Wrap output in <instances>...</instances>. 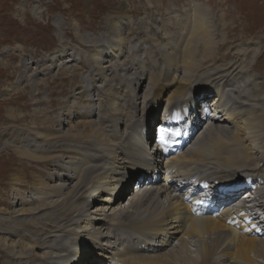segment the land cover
Wrapping results in <instances>:
<instances>
[{"label":"bare ground","instance_id":"bare-ground-1","mask_svg":"<svg viewBox=\"0 0 264 264\" xmlns=\"http://www.w3.org/2000/svg\"><path fill=\"white\" fill-rule=\"evenodd\" d=\"M147 2L150 4L149 0ZM212 2L207 0V5H202L187 0L183 21L176 22L179 32L167 34L165 29L170 21L164 24L163 20H157L156 28L162 31L150 33L156 35L154 44L161 52L154 50V55L146 47V52L150 53L147 61L153 63L155 69L163 61L165 70L149 71L144 78L142 74L148 69L134 73L136 76L142 72L139 78L133 77L135 88L144 90L141 102L130 93L119 98L114 92L107 112L101 113L102 106L94 105V94L92 96L85 76L77 81L78 85L69 84L78 77V68L73 65L70 70L76 56L69 54L71 59L66 56L58 72L65 77H61L62 82L57 85L59 90L67 85L72 93L70 105H65L66 118L62 119L63 113L59 110L53 112L51 127L55 131H50V126L40 130L36 125L51 119L37 112L38 118L34 115L31 122L35 139L23 138L19 131L14 135L17 144L10 147L19 159L50 161L53 169L48 180L59 182L50 184L40 175H31L34 178L31 184L37 188L32 196L36 204L21 209V214L30 215L29 218L0 215V234L6 236H0V257H5L0 258L1 264H264V232L260 235L264 230V221H261L264 220V48L259 53L248 50L233 53L227 47L233 29L239 24L253 31L259 22L250 19L240 22L238 17L226 22L228 14L235 12V8H230L217 16L216 25L211 13ZM114 10L117 14L107 17L115 30L112 43L107 46L109 58L130 52L126 33L133 31L138 37L142 32L135 26L131 27L132 31L120 26L117 16L130 17L125 0L114 6ZM91 11L90 16L94 13ZM62 37L58 36L60 42ZM93 39L99 43L105 36L96 35ZM93 39L79 37L77 41L82 44ZM60 42V46L67 47L64 41ZM138 49L142 47L134 43L133 59L127 65L115 62L105 68L101 63L108 60L100 56L101 52L91 48L89 54L96 74L105 78L117 69L142 67L144 60L138 57ZM159 54L161 56L156 57ZM220 59L229 61L218 63ZM99 88L95 87L100 93ZM149 96H153L157 104L164 101L168 107L185 100L179 116L181 122L186 121L185 125H178L175 118L170 124L181 127L180 134H186L191 126L195 133L204 127L188 147L171 151L167 146L165 155L166 145L148 146L150 138L146 129L143 130L145 140L135 127H130L136 120L133 114L138 112L135 105L142 103L144 110L145 100L153 101L148 100ZM57 102L59 99L47 101L50 105ZM200 104V114L203 115L204 106L211 114L198 117V108L194 106ZM74 108L78 111H73ZM5 111L12 121L16 117L24 121L21 119L24 114L12 115L11 110ZM95 115L101 122L99 126L92 120L72 122L77 116L90 119ZM62 122L68 129L57 132ZM120 124L125 127L120 129ZM6 147L9 145L4 144L2 149ZM159 150L163 154H159ZM23 166L13 168L7 178L14 194L11 203L16 205L29 202L20 191L28 179ZM245 177L252 178L254 191L248 189L242 195L237 192L216 198L224 208L217 217L193 216L176 193L179 187L186 185L208 181L213 187L214 182L225 185ZM128 180H133L134 185L125 196L126 189L121 185ZM53 196L61 199H51ZM80 200H85V204L76 205ZM11 224L14 229H7ZM41 246L46 248L40 253L41 258L32 257L33 250L42 249ZM88 251L95 258L88 257Z\"/></svg>","mask_w":264,"mask_h":264},{"label":"rangeland","instance_id":"rangeland-1","mask_svg":"<svg viewBox=\"0 0 264 264\" xmlns=\"http://www.w3.org/2000/svg\"><path fill=\"white\" fill-rule=\"evenodd\" d=\"M122 1L123 0H0L1 216L7 217L14 215L20 216L18 219H23L24 217L29 218L30 215L25 214V216L24 214H21V209L24 207H33V205L36 204V201L33 200L32 196L34 195L33 193H35L34 191H36L37 188L31 184L32 180L34 179L31 177V175H40L44 180L47 181V183L50 184H56L59 182L58 180H48V176H50L48 174L52 173L53 169L50 161L45 163L30 161L29 159H19V157L10 147L17 144L14 135L19 131L21 132V137L24 138L25 136H28L29 138L33 137V139H35L33 135V129H31V126H33L31 122L33 121L32 119L34 115H39L37 112L43 114L42 116L44 117L46 116L47 119L49 117V119H51H48L49 122L43 123L42 125L38 123L36 128L40 127V130H47L50 128V131H55V128L51 127L53 112H57L59 110L63 113L62 119L66 118L67 110L65 105L69 103L70 100L72 101V93L67 85H62L60 90L57 88L59 82H62L61 77H65L59 75L58 72L59 66L63 64L66 56L68 59H71L69 54L75 55L76 61L74 63H70V65L72 64V66H70V70H73L75 65H77L76 67L78 68L76 70L78 77L76 76L74 83H71L70 81L69 84L76 86L78 85L77 81L81 79V76H85L91 89L92 96L94 94V105L102 106L103 110L101 113L107 112L109 103L111 101L110 98H113L112 96L114 92L119 98H121V96L123 97L125 93H130V95L132 94V96L136 97L138 102H141V98L144 96V90L143 88H135L136 84L133 83V77L138 76L139 78V75L142 72L134 76L135 72L144 68L148 69L142 74V77L144 78L147 76L146 73L149 71L153 73V71L157 72L161 68V70H165V64L163 61L159 62L158 68L156 69L154 68L153 63H148L147 60L150 53L146 52L148 50L146 47H149L154 55V50L161 52V50L158 49L157 44H154L156 42L153 39H156V35H152L153 33L159 34L162 31V29L156 28L158 19L163 20L164 22L162 21V23L164 24L170 21V24L167 25V29H165L167 34L171 32L175 33V31L179 32L180 27L176 26V22L180 24L181 19L183 21V10L187 0H149L150 4H148L147 0H125V2H127L128 8L130 9V12H128L130 17L126 18L125 16H117V19L120 20V26L126 31H132V28L135 26L138 27L139 30H142V32L138 34V37L132 33L133 31L126 33V43L128 44L129 49L131 48L130 52H125L124 54L119 55L117 58L116 56H110L109 58V49L107 46L112 43V37L114 36L113 33H115V30L108 22L107 17L115 16L117 14V12L114 10V6L116 7V5ZM194 1L202 5H207V0ZM224 1L227 3L224 4ZM211 5V13L215 24L218 18L217 16L228 12L230 8H235V12H233V14H228L226 22H232L236 17L239 18L238 20L240 22H247L249 19L253 22H259L258 27L253 31L246 30V28L240 24L236 27V29H233L234 31H230H233L232 39H230L231 41L227 47H229L233 53H241L245 50L256 51L255 53H259L261 48H264V0H213ZM91 9L94 11L92 16H90L91 14L89 13ZM151 31H153L152 34L150 33ZM63 33H65V35H63ZM60 34L63 36L62 42L64 41V43L67 44V47H63L58 44L60 42L58 40V36ZM96 35H103L105 36V39L97 43L95 39H93ZM79 37H90L93 39V42L86 41L81 44L79 41H77L79 40ZM217 39H219V37ZM134 43L139 44L140 48L142 47V49H138V57L144 60L142 62L144 67H137V65H135V69H128L126 71L117 69L118 73L117 71L112 72V75H109L105 78L103 76L99 77V75L96 74L97 72L94 70L95 66L93 65L94 60L89 54L91 52L89 51L91 48L101 52L100 56L105 58V60H108L106 63H101L102 67L105 68L109 66L110 63L115 62L127 65L129 60L133 59L131 56V50ZM242 48L244 49L242 50ZM106 52L107 55H105ZM80 53L84 54L83 58H81L82 54ZM157 56H161V54L156 55V57ZM36 61H38V64L35 63ZM145 61L146 63H144ZM228 61V59H220L218 63L224 64ZM134 80L139 81V79ZM95 87H100V93L96 91ZM211 97L212 95L209 96V99ZM50 99L56 101L59 99V102L50 105V103H47V101ZM149 99H152L153 101L147 102L145 100L144 103L146 107L144 110H142V103H136L138 105H135V109L138 112H133V117H136V120L130 124V127H135L138 135H142L143 139L145 140L146 136L143 134V130L146 129V133H149L148 137H151V140L148 139V146L153 147L159 146L155 144L156 142L154 140L152 141V132L156 122L158 124L160 120L159 117L161 112H165L166 110L171 111V109L175 108L178 110L177 115L181 116L180 114L183 112L181 108L185 106L186 103L185 100H181L175 106L168 107L164 101H159L157 104L153 96H149L148 100ZM36 100L38 102H36ZM115 100L117 104L120 103L119 99ZM68 105H70V103ZM125 105L127 104H124L123 107L127 108L128 105ZM200 107L201 104L199 107L194 106V108H198V117L205 118V111L203 112V115L202 113H199ZM7 109L11 110V114L13 113L12 115H17L20 113L22 115L24 114V118H21L24 119V121H21L18 117H16L13 119V122L10 116L7 114V111H5ZM76 109L77 108H74L73 111H78ZM135 109L132 110L134 111ZM188 110H190V113L192 112V109L189 108V105ZM76 120H92L97 126L101 124V122L99 123L100 120L98 115L92 116L90 119L88 116H77L72 118V122L77 123ZM127 122H130V120ZM185 122L186 121H182L180 125L182 124V126H184ZM119 126L120 129L125 127V125L121 126V124ZM60 127L61 130L59 131L57 129V132H65L68 129V126L64 122H62ZM203 128L204 127L199 128L198 131L193 134L190 142H192V140L198 133H200ZM194 129L195 128L193 126L187 128L186 135H189L194 131ZM28 131H31L30 134H26ZM38 141L40 140L38 139ZM190 142L187 147L191 144ZM4 144L9 145V148L6 147L5 149H2ZM63 160L67 161L68 158H64ZM23 164L25 174L28 173L26 174V178L28 179H26V185L21 186L20 191H22L21 194L24 193L22 195L28 199L29 202L16 205L11 203L14 201V194L9 184H7V178L13 168H16V166L20 167V165ZM240 174L242 175L243 173ZM133 185V180H128V182L125 181L124 184L121 185L124 190L126 189V192L124 193L125 196L131 193L129 189L130 187H133ZM117 188L119 189V187ZM67 190H69V187ZM239 196L240 194H238L236 199ZM51 199L60 200L61 198H58V196H53ZM125 202L126 197L122 205H124ZM82 203L85 204V200H80L78 204H75L82 206ZM13 219L15 220V218ZM6 228L13 230L14 224H11ZM0 236L6 237L1 234ZM11 238L13 237L11 236ZM68 239L72 240V237H68ZM173 241L175 242L176 240ZM41 247L42 249L36 248L33 250L32 257L41 258L40 253L42 250L46 249H44V246ZM86 253L88 254V257L95 258V255L91 253V251ZM1 260L2 259H0V264ZM103 261L106 263L107 259H103ZM18 262L19 260H17V263Z\"/></svg>","mask_w":264,"mask_h":264}]
</instances>
